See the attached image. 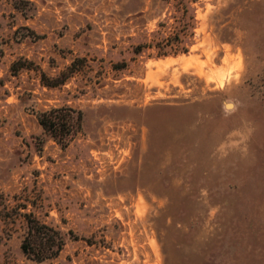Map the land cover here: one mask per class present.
I'll list each match as a JSON object with an SVG mask.
<instances>
[{"label":"rangeland","instance_id":"rangeland-1","mask_svg":"<svg viewBox=\"0 0 264 264\" xmlns=\"http://www.w3.org/2000/svg\"><path fill=\"white\" fill-rule=\"evenodd\" d=\"M192 6L157 57L161 0H0V264H264V0ZM64 107L67 146L38 123ZM27 215L56 258L23 254Z\"/></svg>","mask_w":264,"mask_h":264},{"label":"trees","instance_id":"trees-1","mask_svg":"<svg viewBox=\"0 0 264 264\" xmlns=\"http://www.w3.org/2000/svg\"><path fill=\"white\" fill-rule=\"evenodd\" d=\"M161 1L169 4V10L154 31L141 34L135 54L148 50L154 51L157 57L188 53L187 41L193 37L196 23V9L192 6L195 0ZM59 84L61 82L56 85ZM38 123L51 138L67 146L81 130L82 114L68 107L52 108L38 114ZM26 217L27 234L21 244L23 254L37 263L56 258L65 245L63 235L31 215Z\"/></svg>","mask_w":264,"mask_h":264},{"label":"bare ground","instance_id":"bare-ground-1","mask_svg":"<svg viewBox=\"0 0 264 264\" xmlns=\"http://www.w3.org/2000/svg\"><path fill=\"white\" fill-rule=\"evenodd\" d=\"M226 107H227V109L228 108H232V105L231 104H227Z\"/></svg>","mask_w":264,"mask_h":264}]
</instances>
